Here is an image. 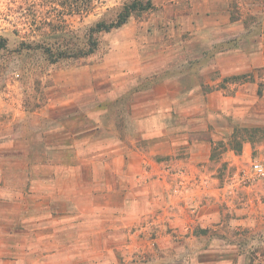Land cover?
<instances>
[{
    "label": "rangeland",
    "instance_id": "obj_1",
    "mask_svg": "<svg viewBox=\"0 0 264 264\" xmlns=\"http://www.w3.org/2000/svg\"><path fill=\"white\" fill-rule=\"evenodd\" d=\"M135 2L147 10L94 35L95 53L77 56L98 22H111ZM44 3L0 0V37L7 40L0 49V264H188L153 243L172 231L139 228L145 215L131 211L143 208L141 197L134 183L120 192L110 173L121 168L110 171L105 159L120 139L133 155L149 149L138 139L149 126L140 117L148 103L133 105L135 95H151L153 77L179 76L186 90L199 88L203 96L193 105L202 112L169 122L228 130L216 157L231 138L235 146L250 136L263 145L264 0H97L89 15L64 19L62 5ZM140 59L167 69L140 72ZM240 172L251 175L250 164ZM263 204L257 201L251 214L238 200L225 203L221 228L208 237L235 244L247 264H264ZM121 208L129 212L125 229ZM159 214L147 219L168 224ZM249 218L255 227L239 225ZM202 232L197 226L191 236L199 240Z\"/></svg>",
    "mask_w": 264,
    "mask_h": 264
},
{
    "label": "crops",
    "instance_id": "obj_2",
    "mask_svg": "<svg viewBox=\"0 0 264 264\" xmlns=\"http://www.w3.org/2000/svg\"><path fill=\"white\" fill-rule=\"evenodd\" d=\"M223 12L228 14L229 5L223 8ZM227 23L228 21H223L219 24ZM147 62L148 60L142 64L141 59L136 62L139 63L137 68L140 72L151 68L150 74L156 75L167 69L165 65L155 71L152 69L154 64ZM133 66L126 69L132 73ZM237 72L239 71L232 73ZM135 77L137 79V74ZM153 78L156 83L151 95L148 91L141 99H137L135 95L133 105L136 109L137 104L148 103V113L140 117L146 118L149 126L140 131L138 139L147 141L149 149L133 155L120 139L119 148L111 150L113 156L109 155L105 159L111 167L110 171L113 172L112 166L119 165L121 168L118 174L110 173L111 182H119V189L123 194L129 190V183H134L132 188L141 197L139 203H142L143 208L140 209L137 204L135 211L131 212H135L136 217L145 215L141 225V218L136 219L139 228L147 232L172 231L153 240V243H162L167 247L165 256L182 257L180 262L188 264H234L236 260L241 264L250 263L246 254H242V259L240 258L235 244L223 238L208 237V234L221 228L220 219L223 212H226L225 203L231 205L232 201L238 200L244 207H250L247 212L254 214L256 210L253 207L257 201L264 200V179L248 182L246 177L250 176L249 172H240L248 164L251 169L254 161L264 164V143L259 146L255 138L250 136L243 139L241 145L235 146L231 138L226 145L227 152H223L221 158L216 157L215 150L225 145L224 136L228 130L209 132L207 125L184 127L169 122V118L174 115L187 117L202 112L200 106L196 109L197 106L193 105V102L200 101L203 96L199 88L186 90L182 87V78L179 76ZM191 79L196 80L194 77ZM203 106L205 109L206 104ZM222 110L227 112L228 109L225 106ZM231 113L235 114L234 118H239L237 111L231 109ZM133 117L137 118L135 112ZM232 135L233 133L229 134V139ZM232 169L236 171L232 172ZM116 188L117 185L109 184L110 190ZM245 194L247 196L243 197ZM119 212L125 215L119 222V229H125L129 212L126 208H121ZM155 213L161 215L159 222L169 223L157 224V221L147 219L150 218L147 215ZM260 213L264 216V209ZM253 221L249 218L239 222V225L255 227ZM197 226L203 230L199 240L191 236Z\"/></svg>",
    "mask_w": 264,
    "mask_h": 264
},
{
    "label": "trees",
    "instance_id": "obj_3",
    "mask_svg": "<svg viewBox=\"0 0 264 264\" xmlns=\"http://www.w3.org/2000/svg\"><path fill=\"white\" fill-rule=\"evenodd\" d=\"M36 1V0H35ZM46 3L44 5L53 4H60L65 9L61 14V19H64L65 16H73V15H89L90 12L94 9V3L97 0H42ZM148 7H144L142 3L135 2L131 6L124 7L121 12L117 14L114 20L111 22L100 21L98 22L95 27L92 29V35L89 37L87 42V51L82 47H78L77 56L85 57L89 56L98 49L99 41L94 37L96 34H100L103 32H110L113 29H119L123 27L125 24L128 23V20L133 12L138 10H147ZM39 14V11H37ZM63 21V20H62ZM44 45L43 42H39L36 44L37 48L44 49L42 46ZM7 46V40L0 37V49H4ZM47 50H54L53 48H46Z\"/></svg>",
    "mask_w": 264,
    "mask_h": 264
},
{
    "label": "built area",
    "instance_id": "obj_4",
    "mask_svg": "<svg viewBox=\"0 0 264 264\" xmlns=\"http://www.w3.org/2000/svg\"><path fill=\"white\" fill-rule=\"evenodd\" d=\"M264 179V164L259 161H254L251 166V175L246 177L248 182L259 181Z\"/></svg>",
    "mask_w": 264,
    "mask_h": 264
}]
</instances>
